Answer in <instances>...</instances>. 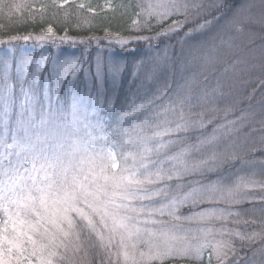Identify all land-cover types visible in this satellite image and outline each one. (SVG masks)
Wrapping results in <instances>:
<instances>
[{
  "label": "rangeland",
  "instance_id": "1",
  "mask_svg": "<svg viewBox=\"0 0 264 264\" xmlns=\"http://www.w3.org/2000/svg\"><path fill=\"white\" fill-rule=\"evenodd\" d=\"M218 3L220 0H146L139 26L171 18L185 23ZM175 24L168 34L185 30L183 24ZM210 26L212 23L186 32L185 41L193 36L198 39L192 47L180 48L176 59L170 60L164 55L160 61L143 65L130 59L131 56L122 55L127 49L125 45L141 39L137 37L138 27L132 33L133 38L106 32L81 39L70 33L59 39L54 29L47 28L39 36L22 40V49L26 51L22 50L19 57L12 53L20 46H9L12 50L9 55L14 59L0 60V138H7V143H12L15 137L22 144L36 143L39 139L67 145L78 138L81 142L90 139L86 135L90 131L93 136L109 138L107 141L97 139L95 143L97 147H111L121 168L122 154L133 152L138 157L137 167L141 162L139 155H145L143 162L147 168H140L141 178L151 173L156 180L155 174H160L155 183L144 185L148 193L158 195L150 200L131 202L135 207H164L165 215L153 216L162 223L146 227L179 238L169 240L173 247L171 253L151 264H221L218 249L227 253L224 264H264V160H261L264 156L259 162L257 159L248 162L244 158L245 154H251L250 148H253L252 153L264 152V103L233 124L220 121L216 126L219 116L205 118L202 106L194 112L192 106L198 101L189 98V93L202 85L200 93L204 99L200 104L209 100L210 95L222 97L223 101L232 100L234 96L223 94L221 87L219 91L214 85L207 86L208 83L207 88L204 87L210 75L214 76L215 85L234 89V93L244 86L249 89L257 86L254 93L264 96V75L260 73L264 70V46L247 54V59L235 60L233 64L227 62L224 70L219 66L223 56L235 54L248 41L262 40L259 34L264 31V0H245L238 14L216 23L212 27L215 29ZM207 34L209 39L205 38ZM70 35L72 40L68 39ZM61 40L63 44L81 43L83 49L74 51L75 47L65 46L59 50L48 45L61 43ZM103 40L120 44L121 56L106 48L95 53L90 51ZM66 64H71V68L63 73ZM119 87L121 95L115 94V97L121 99V128L109 130L100 114L111 113V107L105 103L112 101L109 93ZM210 105L206 104L205 110H212L208 108ZM217 114L230 115L228 112ZM177 125L181 127L177 129ZM137 126L143 131L132 132ZM211 126L210 134L203 131ZM246 128L248 133L243 135L241 132ZM126 129L132 133L134 143H126ZM116 130L121 131L120 138L113 144ZM156 132L167 134L154 136ZM193 132L196 136L190 135ZM145 146L151 151L144 153ZM17 150H8L13 153L14 162ZM3 152L0 147V153ZM238 159L241 164L237 171L225 169ZM7 163L5 161V165ZM127 163L131 165L132 160ZM25 167L30 165L25 164ZM202 177H207L208 181L201 180ZM154 242L161 252L166 251L162 237ZM90 249L86 255L82 251L76 259L83 258L93 264L95 258L99 262L101 250ZM140 249L149 252L146 244H141ZM32 264H39L37 257L32 258Z\"/></svg>",
  "mask_w": 264,
  "mask_h": 264
},
{
  "label": "snow or ice",
  "instance_id": "2",
  "mask_svg": "<svg viewBox=\"0 0 264 264\" xmlns=\"http://www.w3.org/2000/svg\"><path fill=\"white\" fill-rule=\"evenodd\" d=\"M70 68L71 64H66L62 72ZM136 131L143 129L137 126L132 132ZM86 135L90 139L81 142L78 138L67 145L39 139L22 144L15 137L7 143V138H0L4 149L0 153V264H32L33 257L39 264H91L76 257L97 247L102 253L99 264H151L173 251L169 240L178 237L146 227L162 223L153 216L165 215L164 207H135L131 203L158 195L148 193L144 185L155 183L160 174H155L156 180L151 173L141 178L140 168H147L145 155H139L137 167L138 157L133 152L122 154L121 168L111 147L95 143L97 139L107 141V136L96 137L90 131ZM124 135L126 143H134L131 132L126 129ZM9 149H18L15 162ZM150 151L145 146L144 153ZM158 237L167 245L164 252L154 242ZM141 244L148 245V253L140 249ZM217 255L224 264L227 253L218 249Z\"/></svg>",
  "mask_w": 264,
  "mask_h": 264
},
{
  "label": "trees",
  "instance_id": "3",
  "mask_svg": "<svg viewBox=\"0 0 264 264\" xmlns=\"http://www.w3.org/2000/svg\"><path fill=\"white\" fill-rule=\"evenodd\" d=\"M145 1L146 0H0V60L3 62L12 61L14 59L9 55V53H12L9 46H20V48L15 49L12 53L15 57H19L24 46L22 40L31 36H39L47 28L54 29L59 39L65 38L64 36L66 33H70L74 37L81 39L83 37H89L92 34L101 35L106 32L117 33L121 34V36L133 38L132 36L134 34L132 33L136 27L139 29L137 37L141 39L125 45L124 47L127 49L124 51L125 54L122 55H126L127 57L131 56L130 59L134 61L137 60L141 65L147 62H155L156 60L160 61V59L164 58V55L171 60L177 56H175V54L178 53L177 51L180 52V48L186 47L188 49L192 47L198 39L193 36L185 41L186 32L195 31L197 28L208 23H212V26L209 27L212 28L216 23L223 22L226 18L238 14L245 2V0H220V3L216 6H211L201 13L198 12L194 17H191L192 20H187L185 23L182 19L171 18L166 22L159 23L152 21L147 22L144 26H139L142 23L143 15L141 14ZM191 12H193L191 14L193 15L194 11L191 10ZM215 21L217 22L215 23ZM175 23H177V25L183 24L185 30H180L173 34L171 33V35L168 34L167 32L176 26ZM72 35L68 36V39L72 40ZM263 36L264 31H261L259 34V38H262L260 41L261 43L258 41H248L243 44L235 54L232 53L228 56H223V61L219 64V66L222 65V70L227 67V62L233 64L235 60L247 59V54L261 49L264 46ZM206 37H208L207 39L210 38L208 34L205 38ZM103 41L104 42L101 41L98 46L92 47L90 51L95 53L98 49L106 48L115 51V53L121 56L120 44L106 40ZM48 45L52 47L55 46L59 50L65 48V46L75 47L74 51H77V49L78 51H82L83 49V45L76 41L63 44L61 40V43L56 42L52 44L50 42ZM229 58L230 60H228ZM15 61H13V63H15ZM1 64L2 63H0V65ZM48 65L50 68V61H48L47 66ZM260 73L264 75V70H260ZM208 78L204 86L205 88H207L206 84L208 83L207 86L214 85V88H218V91L221 87V90H224L223 94L227 95V93H231L234 96L230 101H223L224 98L222 97L210 95L209 100L206 99L203 104H200V100L202 98L204 99L200 93L202 85L197 86L195 91L189 93V98H191L192 101H198L192 106L194 112H197L198 108L202 106V114L205 118H213L216 115L219 116V118L216 119V126L220 121L231 122L233 124L235 121L239 120L242 115L248 114L249 111L255 110L259 104L264 103V99L259 101L260 98H264V96L258 95L259 93H254L257 86L253 87V89L244 86L234 93V89L227 90V88L221 84L215 85V81L212 80L214 76L210 75ZM65 88L66 85H64L63 89ZM115 94L116 96L121 95V87L112 94L109 93L108 97H110L112 101L108 103L109 105L105 103V106L108 108L111 107V113L106 115V111H103L100 114L107 121L106 126L109 130L117 129V127L121 128V125L119 126V120L121 119V99L117 100ZM196 96H198V98L195 99ZM206 104H211L208 108L212 110H205ZM216 111L228 112L230 115L222 117V115H218L217 113L219 112ZM254 121L257 122L256 119ZM258 127L259 126H256L255 128L259 130ZM212 130L213 127L211 126L203 131L210 134ZM120 132L119 130L115 131L113 135L114 141L120 138ZM194 133L196 132L190 135L196 136ZM241 133L246 135L248 133V128ZM252 149L253 148H250L251 154H245V160L254 162V160L257 159L256 162H259L264 156V152L258 150L256 153H252ZM261 160H264V158ZM239 161L238 159L236 163L228 164L225 169L237 171L238 165L241 164ZM246 173L247 169L245 174ZM201 180L208 181V178L202 177ZM0 218H3L2 213H0ZM90 252L94 256L91 249ZM96 263L99 264L94 258L93 264Z\"/></svg>",
  "mask_w": 264,
  "mask_h": 264
}]
</instances>
